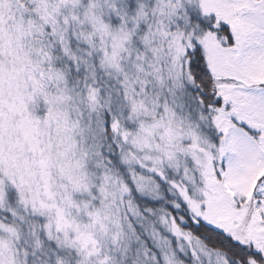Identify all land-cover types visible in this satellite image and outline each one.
I'll use <instances>...</instances> for the list:
<instances>
[{
    "label": "snow or ice",
    "instance_id": "obj_1",
    "mask_svg": "<svg viewBox=\"0 0 264 264\" xmlns=\"http://www.w3.org/2000/svg\"><path fill=\"white\" fill-rule=\"evenodd\" d=\"M0 264H264V0H0Z\"/></svg>",
    "mask_w": 264,
    "mask_h": 264
}]
</instances>
